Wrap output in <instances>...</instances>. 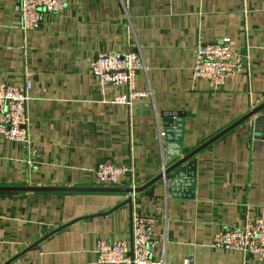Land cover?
<instances>
[{"label": "crops", "instance_id": "crops-1", "mask_svg": "<svg viewBox=\"0 0 264 264\" xmlns=\"http://www.w3.org/2000/svg\"><path fill=\"white\" fill-rule=\"evenodd\" d=\"M17 2L0 0V82L31 78L32 145L0 136V186L103 187L96 167L110 161L133 167L113 187H140L172 164L163 111L184 112L185 156L264 102V0H67L27 31ZM226 36L247 64L214 87L193 75L196 49ZM123 50L146 64L136 81L146 94L131 107L109 102L124 87L91 71L98 52ZM191 161L193 197L162 180L132 194L0 190V264H101L98 240L131 239L134 214L155 219V262L264 264L213 244L219 231L264 215V108L181 167Z\"/></svg>", "mask_w": 264, "mask_h": 264}, {"label": "built area", "instance_id": "built-area-1", "mask_svg": "<svg viewBox=\"0 0 264 264\" xmlns=\"http://www.w3.org/2000/svg\"><path fill=\"white\" fill-rule=\"evenodd\" d=\"M66 4L67 0H18L15 8L21 17L20 28L23 31L39 29L44 14H59ZM247 58V54L236 49L235 41L229 36L206 42L196 49L193 75L209 81L214 87H221L245 69ZM143 68H146L143 55L134 50L98 52L91 62V71L101 85L125 89L111 97L109 102L128 107L146 94L136 85L137 73ZM32 85L30 77L21 85L0 82V136L29 147L32 145L28 131ZM132 173L133 167L129 164L101 161L96 167V175L102 186H116ZM154 221L153 217L134 214L132 238L98 240L95 247L97 261L101 264H166L152 259L156 246L152 230ZM213 244L218 248L253 254L259 260H264V215L248 217L240 227L219 231ZM181 264H192V261L186 258Z\"/></svg>", "mask_w": 264, "mask_h": 264}, {"label": "water", "instance_id": "water-1", "mask_svg": "<svg viewBox=\"0 0 264 264\" xmlns=\"http://www.w3.org/2000/svg\"><path fill=\"white\" fill-rule=\"evenodd\" d=\"M264 108V102L258 107L251 110L248 114L240 118L234 124L213 136L210 140L190 151L185 156L183 154V133H184V112L176 110H165L161 113V123L163 126L164 139L166 141V156L168 162L172 163L165 168L162 173L155 176L149 182L140 187H37V186H0V190H19V191H113L135 193L143 191L157 181L162 180L166 185L169 184L170 192L173 195L194 196V185L196 176V162L191 161L188 165L182 166L184 162L190 160L201 149L209 145L211 142L225 134L227 131L246 120L256 112ZM181 158L176 160L178 157ZM176 160V161H175ZM181 167V168H180ZM184 190H181L183 189ZM128 203L131 200H127ZM18 257L13 258L9 263L16 261Z\"/></svg>", "mask_w": 264, "mask_h": 264}]
</instances>
